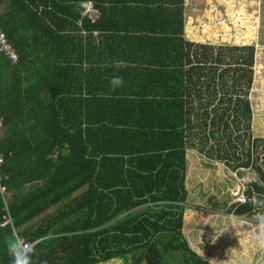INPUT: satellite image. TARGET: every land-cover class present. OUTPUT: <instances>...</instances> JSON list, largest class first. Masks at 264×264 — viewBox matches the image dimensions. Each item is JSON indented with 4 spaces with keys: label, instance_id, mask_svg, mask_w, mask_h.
<instances>
[{
    "label": "trees",
    "instance_id": "trees-1",
    "mask_svg": "<svg viewBox=\"0 0 264 264\" xmlns=\"http://www.w3.org/2000/svg\"><path fill=\"white\" fill-rule=\"evenodd\" d=\"M0 28L18 56L0 55V264L13 233L33 264H209L187 240L188 159L252 136L255 47L186 39L184 0H0ZM258 141L234 168L264 182ZM244 194L231 212L252 217L264 188Z\"/></svg>",
    "mask_w": 264,
    "mask_h": 264
},
{
    "label": "rangeland",
    "instance_id": "rangeland-1",
    "mask_svg": "<svg viewBox=\"0 0 264 264\" xmlns=\"http://www.w3.org/2000/svg\"><path fill=\"white\" fill-rule=\"evenodd\" d=\"M187 6L188 12L196 14L188 19L190 40L237 46L251 44L255 47L253 81L248 96L252 111V136L248 138L241 124V129L234 133H213L207 139L204 146L206 152L215 153L210 152L215 148L216 153H220L227 137L231 136L232 144L238 138V150L234 154L227 150L230 156L228 162L212 157L210 164H205L207 160L196 150L193 151L195 156L189 157L186 185L190 194L185 203L184 219L186 232L192 233L187 240L193 242L194 250L200 254L202 251L208 261L228 259L226 253L232 248L237 249L235 258L243 264H264V250L259 249L250 238L254 226L251 217L236 216L231 212V205L236 203L234 193L238 189H248L253 182L264 188V182L259 180L253 168H234L237 157L245 160L243 150L246 147L250 149L252 137L261 139L257 145H253V149L254 157L263 159L260 163L264 168V0H189ZM200 13L203 15L199 19ZM194 141L198 147L202 146L197 139ZM259 196L264 200V194ZM241 220L246 222L241 223ZM232 255L229 251V256ZM106 264L121 262L110 261Z\"/></svg>",
    "mask_w": 264,
    "mask_h": 264
},
{
    "label": "clouds",
    "instance_id": "clouds-1",
    "mask_svg": "<svg viewBox=\"0 0 264 264\" xmlns=\"http://www.w3.org/2000/svg\"><path fill=\"white\" fill-rule=\"evenodd\" d=\"M112 63L117 69L125 66L123 61H113ZM123 85V77L119 75L114 74L109 79V90L112 92H115ZM250 203L253 205L254 209H262L255 211L251 217L254 226L250 233V238L259 249L264 250V200L259 199L256 194H253L250 198ZM240 222L244 223L246 221L241 220ZM213 240L214 236L212 237V242ZM6 247L10 257V264H33V255L35 251L33 241L25 239L19 233H13L8 239ZM229 251L233 254L232 256H229ZM236 252L237 249L230 248L226 253L228 259L222 261L213 259L208 262L209 264H243L242 261H238L235 258ZM201 255H203L202 251Z\"/></svg>",
    "mask_w": 264,
    "mask_h": 264
},
{
    "label": "built area",
    "instance_id": "built-area-1",
    "mask_svg": "<svg viewBox=\"0 0 264 264\" xmlns=\"http://www.w3.org/2000/svg\"><path fill=\"white\" fill-rule=\"evenodd\" d=\"M84 16H88L90 18H96L97 12L93 8L90 3H84L82 5ZM0 55H3L5 58L9 60L11 64L15 63L18 59L17 53L13 45L7 40L4 32L0 28ZM1 162V161H0ZM245 188L238 189L235 193V201L238 204H242L245 201Z\"/></svg>",
    "mask_w": 264,
    "mask_h": 264
},
{
    "label": "crops",
    "instance_id": "crops-1",
    "mask_svg": "<svg viewBox=\"0 0 264 264\" xmlns=\"http://www.w3.org/2000/svg\"><path fill=\"white\" fill-rule=\"evenodd\" d=\"M190 1L192 2V0H190ZM188 4H189V0H184V33H185V38L188 39V40H190L189 37H188V34H190V32H187L190 29L188 19H189V17L196 16V14L194 15L193 11H191V13L188 12L189 11V8H187L188 7L187 6ZM194 6H195V4H194ZM191 15H193V16H191ZM202 15L203 14L200 13V15H198L197 18L200 19V16H202ZM195 23L197 24V20H196ZM192 40H190V41H192ZM99 42H100V40H99ZM194 42H196V41H194Z\"/></svg>",
    "mask_w": 264,
    "mask_h": 264
}]
</instances>
